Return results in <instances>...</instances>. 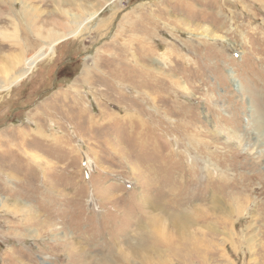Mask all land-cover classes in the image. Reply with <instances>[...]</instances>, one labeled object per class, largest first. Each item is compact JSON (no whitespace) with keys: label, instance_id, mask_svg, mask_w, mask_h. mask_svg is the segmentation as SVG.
<instances>
[{"label":"rangeland","instance_id":"rangeland-1","mask_svg":"<svg viewBox=\"0 0 264 264\" xmlns=\"http://www.w3.org/2000/svg\"><path fill=\"white\" fill-rule=\"evenodd\" d=\"M0 85V264H264V0H0Z\"/></svg>","mask_w":264,"mask_h":264},{"label":"crops","instance_id":"crops-1","mask_svg":"<svg viewBox=\"0 0 264 264\" xmlns=\"http://www.w3.org/2000/svg\"><path fill=\"white\" fill-rule=\"evenodd\" d=\"M107 4L106 3H102V6H101V11L99 12V13H101L102 11H103V9L105 8V6H106ZM90 6H93L94 8H96V5L95 4H91ZM103 7V8H102ZM94 8H92V9H94ZM98 8V9H99ZM99 9V10H100ZM97 11V10H96ZM96 11H92V12H96ZM90 13V11H88V12H86V14H85V17L84 18H82L81 19V21L80 22H78V25H79V23H81L87 16H88V14ZM98 14V13H97ZM97 16V15H96ZM95 16V17H96ZM94 17V18H95ZM93 19V18H92ZM91 19V20H92ZM90 21V20H89ZM89 21H83L82 22V24L80 25V26H75V25H73V27L74 28H69L67 25H66V23H64V21H60V23H59V25H60V29H61V32L60 33H63V34H58L57 35V33L55 34V36H53V35H51L50 34V32L47 34V36H49V37H54L55 39H59V37L60 38H62L60 41L59 40H57L58 42L56 43L57 45H56V52H57V54H59V55H61L62 56V54H63V56H68V55H72V54H76V53H78V49H72V47H71V44H70V38H72V37H74V36H76L77 34H79V32H80V30L81 29H83V28H86V27H88V25H87V23L89 22ZM63 23V24H62ZM76 29H78L77 30V32L74 34L73 32L76 30ZM45 31V30H44ZM52 32H54L53 30H51ZM54 38H51V39H54ZM64 51H70L71 53L70 54H66L65 55V53H64ZM47 57L45 56V59H46ZM77 62V65H79L80 64V66H81V64H82V60L81 59H73L72 60V63L73 62ZM57 80V79H56ZM55 80V81H56ZM82 85H83V80H82ZM56 86H60L59 84L58 85H56ZM55 86V87H56ZM54 89V88H53ZM51 96V98H49ZM48 99H49V101L51 102V101H53V99L55 98V95L53 94V93H51L48 97H47ZM90 127V126H89ZM88 127V128H89ZM70 131H73V130H69V129H66L64 132H62L61 133V140L62 139H64V136H65V138H67L68 137V134H69V132ZM59 131H55V133H58Z\"/></svg>","mask_w":264,"mask_h":264},{"label":"bare ground","instance_id":"bare-ground-1","mask_svg":"<svg viewBox=\"0 0 264 264\" xmlns=\"http://www.w3.org/2000/svg\"><path fill=\"white\" fill-rule=\"evenodd\" d=\"M95 13V12H94ZM94 13L89 16V19H91L94 15ZM81 23H79L78 26H80ZM78 29H76L73 33L75 34L77 32ZM55 43V42H54ZM48 53H53V50H52V46L51 45H48L46 46V48L41 52V53H38L36 54L35 56L32 57V59L30 61H28L24 66L23 68L17 73V75L14 76L15 80H18L20 78H22L25 74L29 73V71L32 69L33 67V64L35 63V61H37L39 58L45 56L46 54ZM1 87V85H0ZM234 207V206H233ZM232 207V208H233ZM140 242V241H139ZM137 242V246L139 247L140 245L142 246L141 242L139 243ZM140 248H137L136 250H139Z\"/></svg>","mask_w":264,"mask_h":264}]
</instances>
